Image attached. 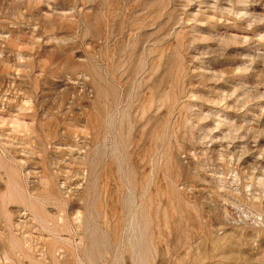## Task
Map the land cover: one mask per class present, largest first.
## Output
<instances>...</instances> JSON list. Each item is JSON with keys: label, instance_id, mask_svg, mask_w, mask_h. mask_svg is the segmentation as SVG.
<instances>
[{"label": "rangeland", "instance_id": "1", "mask_svg": "<svg viewBox=\"0 0 264 264\" xmlns=\"http://www.w3.org/2000/svg\"><path fill=\"white\" fill-rule=\"evenodd\" d=\"M0 264H264V0H0Z\"/></svg>", "mask_w": 264, "mask_h": 264}]
</instances>
